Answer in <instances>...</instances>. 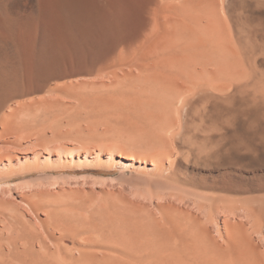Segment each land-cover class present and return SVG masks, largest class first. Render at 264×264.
<instances>
[{
	"label": "rangeland",
	"instance_id": "rangeland-1",
	"mask_svg": "<svg viewBox=\"0 0 264 264\" xmlns=\"http://www.w3.org/2000/svg\"><path fill=\"white\" fill-rule=\"evenodd\" d=\"M134 1H5L9 38L0 36V72L9 93V110L5 109L9 118L0 125V246L6 252L7 238L15 231V235L43 234L40 237L50 252L58 245L60 250L67 247L71 254H78L85 237L61 235L53 230V221L127 232L129 220H146L156 225L158 233L169 236L186 233L187 214L192 213L200 216V227L224 248L231 244L227 226L241 229L245 240L239 247L247 246L264 263V216L263 226H253L242 209L231 211L240 199L264 197V157L256 152V160L251 161L246 149H241L242 155L206 157L202 154L218 144L215 138L216 143H210L212 138L188 133L187 139H173L172 129L164 133L146 118L150 108L139 94L147 78L139 69L143 60L133 49L140 8ZM145 1L139 0L141 5ZM155 132L169 136L157 142ZM167 159L176 160L169 163ZM205 180H217L219 186L203 188ZM192 192L221 197V207L213 211L211 220L197 207L205 200ZM90 239L98 241L97 231ZM20 245L18 249L23 250Z\"/></svg>",
	"mask_w": 264,
	"mask_h": 264
},
{
	"label": "bare ground",
	"instance_id": "bare-ground-1",
	"mask_svg": "<svg viewBox=\"0 0 264 264\" xmlns=\"http://www.w3.org/2000/svg\"><path fill=\"white\" fill-rule=\"evenodd\" d=\"M5 1L7 0H4L3 5H0V36L7 35L9 38V15ZM134 2H138L139 6L137 7L140 8L139 15L137 14L139 24L137 40L133 49L134 55L143 60L144 64H139V69L146 73L144 76L147 78L145 82L147 85L144 84L143 87L141 86L142 88L140 87L142 92L139 94V96H143L146 105L150 108L146 110L147 112L150 110L146 118L151 120L158 130L166 132V130L172 129V132H175L172 135L176 136L173 139L186 138L188 133L191 135L199 133L208 140L212 138L210 143L212 140L213 142L216 140L218 144L216 146L212 144L215 148L207 151H205L206 148L203 149L205 152L202 155L206 157L210 155L216 158L219 156L218 154L224 156L242 155L241 149H246V152L250 153L251 161L256 160V152L264 157V0H146L142 5L139 0ZM5 3L6 6H4ZM127 7L129 8L128 3ZM4 40L6 41V38ZM1 74L0 72V125L4 126L5 121L9 118V112L5 111V109L9 110L6 108L9 93L5 91L7 83H3ZM133 91L135 92V90ZM137 94L134 97H137ZM140 112L141 108L138 113ZM156 128H151V130ZM161 136L156 132L154 134L157 142H160L165 134L163 137ZM167 136H169L168 132L164 138L166 139ZM201 142L204 141L201 140ZM209 142L206 143L207 146ZM181 146L184 148L183 145ZM163 149L161 153L165 156ZM199 150L201 151V149ZM188 151L190 153V149ZM170 152L172 151H169L168 157ZM197 152L199 151L197 150ZM176 154L179 155V153ZM183 154L186 157L185 153ZM190 155L192 156V154ZM244 155L246 154L244 153ZM164 158L166 159V156ZM209 158L213 159V157ZM172 161L170 159L168 162ZM262 166L264 167V164L261 163ZM206 178L209 177L206 176ZM211 178L213 179V177ZM198 183L200 184V182ZM201 183L203 188L214 189L219 186L217 180H205ZM250 190L252 191V189ZM192 193L205 200V204L200 203L197 207L205 213L208 220H211L213 211L221 207L219 204L221 197L207 193ZM238 208L244 211L245 217L252 220L253 226L259 225L262 222V216H264V197L255 196L240 199L239 203L231 208V211H238ZM172 217L173 215L171 216L173 220L174 217ZM187 217L189 219L187 232L169 236L166 235V232L165 235L158 233L155 230L156 225L153 227L146 220L144 222L129 220L131 225L125 232V230L119 231V229L110 231H99L97 228L86 229L78 227L79 225H72L73 222L65 224V220L63 223H59L60 221L55 219L57 222L53 221L55 224H50H52L53 230L58 231L61 235L67 234L68 236L69 234L73 237L80 236L83 239L85 237V246L81 245L78 254L74 253L77 255L71 254L67 247L65 250L62 248L60 250L58 245L57 249L53 247L56 249V253L50 252L47 248L48 245L40 237L43 234L39 236L35 232L33 234L36 235H31L32 233H28L27 230L29 235L22 232H17L19 234L15 235L14 231L12 232L13 236H7L9 244L5 243V245H9V249L7 247L9 253H6L8 250L3 252V246H0V264L263 263L258 259L257 253L256 257L255 254H252L253 252L246 250L247 246L243 249L239 247V244L245 240V234H242L241 229L230 230V227L227 226L229 223L225 224L228 233L227 240L231 244L224 248L212 239L213 236H211L212 238L209 236L207 229L200 227L202 224V221L201 223L199 221L200 216L188 213ZM78 221L76 222L79 224ZM16 224L18 225V223ZM176 225L178 224L176 223ZM261 226H263L262 223ZM13 228L12 230H16ZM93 231H97L98 241L90 239ZM72 239L74 240V238ZM1 241L2 239H0ZM81 242L84 243V240ZM19 243H21L20 246L23 245V250L18 249ZM226 243L228 244V242ZM33 245H37L39 250H43V254H40L37 249L34 250ZM4 253L6 256L3 255Z\"/></svg>",
	"mask_w": 264,
	"mask_h": 264
}]
</instances>
